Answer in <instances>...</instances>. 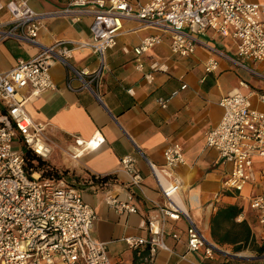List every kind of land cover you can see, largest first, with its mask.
I'll use <instances>...</instances> for the list:
<instances>
[{
	"label": "crops",
	"instance_id": "0c3cea01",
	"mask_svg": "<svg viewBox=\"0 0 264 264\" xmlns=\"http://www.w3.org/2000/svg\"><path fill=\"white\" fill-rule=\"evenodd\" d=\"M7 1L0 0V30L10 25ZM249 1L264 3V0ZM28 2L37 12H49L66 6L68 0ZM91 22V16H83L79 21L45 17L38 30L37 43L0 38V72L13 68L18 60L34 57L42 47L56 41L88 42ZM146 36H158L160 41L137 57L133 47ZM202 38L226 55L219 58V69L215 72L205 73L203 62L209 50L201 45L193 54L179 56L170 49L168 33L135 19H124L116 46L106 50L102 74L91 88L70 89L68 80L72 88L79 87L81 82L56 61L50 73L57 89L26 102L28 114L35 122L45 124V135L52 142L46 161L59 172L64 171L61 177L77 187L83 199L94 208L97 218L93 237L106 244L112 264H135L138 253L144 252L129 248L123 237L148 234L142 224L151 205L144 195L159 200L160 194L147 160L156 165L164 164V149L173 142L180 143L184 149L185 163L175 169L181 181V199L194 223L214 245L215 254L212 259H205L199 252L188 251L186 221L168 220L164 240L172 250L159 251L154 264H264V228L258 223L257 213L248 207L251 195L264 193V157L253 158L254 181L238 190H226L223 180L231 165L220 159L216 149L205 145L206 132L217 125L222 116L219 99L234 89L243 94L264 92V78L252 75L232 61L240 59L235 43L229 38L212 29L206 30ZM139 60L143 62V71L136 67ZM69 62L77 71L94 72L100 67L99 56L88 46H76ZM154 62L164 65L166 70L154 71L149 82L143 74ZM247 62L264 75V61ZM183 83L186 88L172 97L166 107L158 104L159 97L168 96ZM252 104L264 112V104L256 98L252 99ZM95 132L103 136L101 144L73 156L77 137L88 140ZM125 155L136 160V167L144 178L143 192L126 183L128 176L120 166V158ZM99 176L108 177L100 180ZM106 191L120 198L134 194L132 203L136 212H116L104 202ZM229 205L238 207L240 212L221 220L217 234L229 233L231 240L218 242L212 237V218L219 208ZM241 222L249 231L248 241L245 247L236 250V246L244 243ZM173 232L180 238H173ZM257 248L262 250L257 251ZM56 264H60L59 260Z\"/></svg>",
	"mask_w": 264,
	"mask_h": 264
},
{
	"label": "built area",
	"instance_id": "2783aa9c",
	"mask_svg": "<svg viewBox=\"0 0 264 264\" xmlns=\"http://www.w3.org/2000/svg\"><path fill=\"white\" fill-rule=\"evenodd\" d=\"M10 25L0 30V38H15L37 43L38 30L45 17H68L79 21L91 16L90 40L75 42L59 40L44 46L34 57L18 60L15 66L0 72V264H112L106 244L93 237L96 213L81 191L61 176L44 175L29 164L27 153L46 160L52 142L45 135V124L35 122L26 110V102L48 90H56L50 68L58 61L79 78L81 85L70 89L91 88L105 63V52L116 46L124 19H135L145 26L169 34L170 49L179 56H189L201 45L209 50L203 62L205 73L219 69L220 50L202 40L212 29L235 43L241 60H232L252 75H264L248 66V60L264 61V3L249 0H68L66 6L49 12H37L28 0H8ZM160 41L158 36H146L133 47L140 57ZM88 46L99 56L100 67L94 72L77 71L69 62L75 47ZM137 69L143 71V62ZM166 67L157 62L149 65L144 78L151 81L153 72ZM243 85V82H240ZM186 84L180 85L158 104L166 107ZM256 98L264 104V92L243 94L234 89L222 96L218 104L222 116L217 125L205 134V145L217 150L223 162L231 165L223 180L226 190H238L254 181L253 158L264 157V112L252 104ZM103 136L95 132L84 140L77 137L73 156L97 148ZM141 155L142 152L138 149ZM164 164H147L160 199L149 198L151 209L143 221L146 236L126 235L123 240L138 253L135 264H154L161 250L171 251L165 243L168 220H185L186 247L212 259L215 252L201 229L192 220L181 196V181L175 169L185 163L184 149L178 142L166 146ZM135 158L125 155L120 166L128 176L127 185L143 192L144 178L136 167ZM264 173V170H263ZM134 194L120 198L109 191L104 202L116 212H136ZM248 207L257 213L264 228V193L251 195ZM172 237L179 239L173 232ZM131 264V263H129Z\"/></svg>",
	"mask_w": 264,
	"mask_h": 264
},
{
	"label": "trees",
	"instance_id": "16d2710c",
	"mask_svg": "<svg viewBox=\"0 0 264 264\" xmlns=\"http://www.w3.org/2000/svg\"><path fill=\"white\" fill-rule=\"evenodd\" d=\"M27 159L29 161V164L32 165L33 168L37 169V170H41L43 171V174L44 175H48V176H63V174L65 173L64 171L62 172H59L54 166L50 165L46 160L40 158L39 156L37 155H33L31 153H27ZM108 176H99L97 177L98 179H104ZM240 212V209L236 206H224V207H221L219 208L217 211H216V214L214 215V217L212 218V221H213V224H214V228H212V237L218 241V242H223V241H230L231 238L229 237L230 234H226V235H223V236H220L217 234V227L218 229L220 228V222L223 218H232L234 217L237 213ZM240 227H241V231L243 230L244 232V243L243 245H239V246H236V250H239L241 249L242 247H245L246 246V243L248 241V229L245 225L244 222H241L240 224ZM236 238V237H235ZM234 239V238H233ZM262 248H257V251H261Z\"/></svg>",
	"mask_w": 264,
	"mask_h": 264
},
{
	"label": "rangeland",
	"instance_id": "374dc122",
	"mask_svg": "<svg viewBox=\"0 0 264 264\" xmlns=\"http://www.w3.org/2000/svg\"><path fill=\"white\" fill-rule=\"evenodd\" d=\"M239 59L241 60V57L239 56ZM246 63H248V62H246Z\"/></svg>",
	"mask_w": 264,
	"mask_h": 264
}]
</instances>
